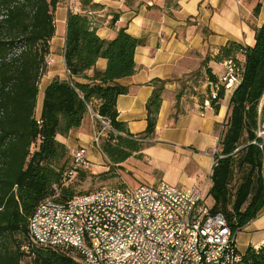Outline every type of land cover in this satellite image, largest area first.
Wrapping results in <instances>:
<instances>
[{
    "label": "trees",
    "instance_id": "trees-1",
    "mask_svg": "<svg viewBox=\"0 0 264 264\" xmlns=\"http://www.w3.org/2000/svg\"><path fill=\"white\" fill-rule=\"evenodd\" d=\"M60 3L0 0V264H22L25 259L27 264H79L68 250H22L29 244L28 221L39 203L54 195L55 189L61 202L76 196L67 187L70 180L64 181L70 151L56 137H67L86 115L96 114L109 121L115 131L100 140L99 149L111 164L118 165L140 152L144 140L154 135L162 92L169 82L157 79L151 83L145 131L131 135L118 121L116 99L127 93L118 81L134 74L135 50L144 42L124 28L111 40L101 39L89 13L103 6L94 0H76V10L68 14L66 22L63 58L68 78H54L47 85L37 118L38 85L46 72L44 57L49 53L54 13ZM258 12L259 5L254 16ZM254 33L253 46L229 43L214 58L232 61L239 69V84L231 91L207 192L212 212L221 213L234 234L264 208V143L260 147L257 137L264 124V103L260 109L264 97V21ZM99 59L106 61L104 70L96 68ZM206 75V100L217 109L225 92L220 88L217 98L210 99L217 79L209 69ZM94 124L100 129L97 120ZM239 264H264V246L247 247Z\"/></svg>",
    "mask_w": 264,
    "mask_h": 264
},
{
    "label": "crops",
    "instance_id": "crops-1",
    "mask_svg": "<svg viewBox=\"0 0 264 264\" xmlns=\"http://www.w3.org/2000/svg\"><path fill=\"white\" fill-rule=\"evenodd\" d=\"M69 2L76 6V0H61L55 10V32L48 53L54 61L39 81L37 98L41 95L43 99L45 88L54 78H68L63 53ZM94 2L103 6L89 13L101 39L111 40L124 28L129 35L144 42L135 50L134 74L118 81L127 88V93L116 99L118 121L126 125L131 135L145 131V104L153 91L151 83L157 79L169 81L162 92L154 135L144 140L140 152L115 165L118 185L135 189L166 182L179 189L200 186L207 193L211 186L213 152L224 129L232 92L224 93L217 109L210 106L206 100L209 88L206 69L218 79L224 72V61L214 58L222 47L229 43L253 46L254 29L264 21V0ZM257 5L259 12L254 16ZM105 67V60L96 62L97 69ZM37 106L36 99V109ZM41 106L35 112L37 118ZM258 132L264 135V124ZM95 133L89 114L79 128L70 131L67 137L58 135L56 140L69 149L70 155L77 148H84L86 159L91 166H96L100 162L93 163L92 156H88L89 148L96 146ZM97 150L104 161V155L98 147ZM239 235L245 236L243 253L249 246L254 249L264 246V208L236 233V247Z\"/></svg>",
    "mask_w": 264,
    "mask_h": 264
},
{
    "label": "built area",
    "instance_id": "built-area-1",
    "mask_svg": "<svg viewBox=\"0 0 264 264\" xmlns=\"http://www.w3.org/2000/svg\"><path fill=\"white\" fill-rule=\"evenodd\" d=\"M75 10L69 2V13ZM53 61L49 54L44 57L46 67ZM223 67L210 99L217 98L220 88L231 92L239 84L238 67L232 61H224ZM91 117L100 123L94 136L99 148L100 140L115 131L109 121ZM257 137L262 147L264 135L258 132ZM90 166L85 149L77 148L64 181ZM28 235L29 244L22 250H68L79 264H239L243 256L225 217L212 212L204 188L179 189L166 182L135 189L101 188L67 202L58 200L55 189L30 217Z\"/></svg>",
    "mask_w": 264,
    "mask_h": 264
},
{
    "label": "rangeland",
    "instance_id": "rangeland-1",
    "mask_svg": "<svg viewBox=\"0 0 264 264\" xmlns=\"http://www.w3.org/2000/svg\"><path fill=\"white\" fill-rule=\"evenodd\" d=\"M42 96L39 95L37 98V109L35 112L39 111L41 106ZM264 102V97L262 99ZM100 146V144H99ZM90 152L88 156H92L91 160L93 163L100 162L99 165L90 166L87 170H79L72 179L68 182V188L75 194L81 195L85 193H91L101 188H113L118 189L121 186L118 185L116 176V166L111 164L109 160L105 157L102 161V155L97 150V147L93 144L92 148H89ZM133 183V182H132ZM211 198L207 197V203L211 205ZM245 236L239 235L237 238V248L240 254H243ZM28 260L25 259L22 264H27Z\"/></svg>",
    "mask_w": 264,
    "mask_h": 264
}]
</instances>
